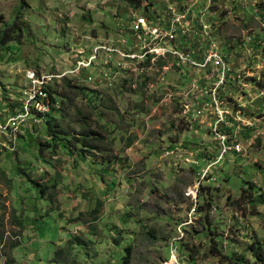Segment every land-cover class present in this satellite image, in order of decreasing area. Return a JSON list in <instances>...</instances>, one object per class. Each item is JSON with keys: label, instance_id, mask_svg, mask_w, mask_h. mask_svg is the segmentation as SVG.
Returning <instances> with one entry per match:
<instances>
[{"label": "rangeland", "instance_id": "374dc122", "mask_svg": "<svg viewBox=\"0 0 264 264\" xmlns=\"http://www.w3.org/2000/svg\"><path fill=\"white\" fill-rule=\"evenodd\" d=\"M179 1L192 15L209 5ZM224 3L209 7L212 35L241 78L200 107L194 72L171 58L157 71L102 52L87 68L98 44L133 43L129 0H0V86L16 99L30 68L87 64L86 81L76 69L55 82L57 106L0 155V264H165L173 247L182 264H262L264 205L249 199L264 194V0ZM105 60L116 75L94 83ZM221 136L245 152L222 157Z\"/></svg>", "mask_w": 264, "mask_h": 264}, {"label": "built area", "instance_id": "2783aa9c", "mask_svg": "<svg viewBox=\"0 0 264 264\" xmlns=\"http://www.w3.org/2000/svg\"><path fill=\"white\" fill-rule=\"evenodd\" d=\"M226 1L224 7L227 9L229 7L228 2L231 0ZM207 2L209 3L206 6L207 9L204 7V10L198 15H192L191 8L187 3H181L179 0H150L147 3L144 1L142 5L137 7L138 11L131 10L130 13V31L133 34V43L129 45L121 39L120 44H116L115 40H112L111 43L98 44V48L90 52L89 57L91 59L90 62L87 61L90 63L87 68H95L94 65L91 66V63L102 52H109V55L114 53L122 55L124 58L136 60L141 68H152L157 71H159V67H163V62L165 65V59L168 57L172 59L173 66L189 67L191 70L189 72H194L190 90L199 89V95L206 98L200 99V101L195 102L196 104L201 102V107L206 100L210 99L220 106L219 99L222 101L221 99L227 90L225 86L231 77L238 80L241 75L226 59L216 38L212 35L218 26V20L214 19L217 12L209 10L212 0H207ZM146 5H148V11L145 9ZM84 65H87L85 60H78L69 72L76 75L75 71L79 69L77 75L83 76L82 78L85 80L87 73L80 72ZM116 67L115 72L118 74L120 67ZM69 72L67 70L63 72H40L32 68L26 70L22 92L26 101L16 99L15 95L9 91L10 88L5 90L6 88L0 86V155L7 148L15 152V143L21 133L33 131L35 125H40L43 122L42 118L57 106V100L53 99L56 94L51 89L55 82L65 78ZM95 72L100 74L102 78L94 83L106 81L111 75H116L107 60L103 65L97 67ZM89 79L93 80L92 76H89ZM242 84L244 86V83ZM198 112L201 113L202 110ZM252 122L255 124V120ZM221 125H223L222 122ZM221 141L222 157L231 152H245L244 146L239 142L230 145L225 136H221ZM220 161L222 158L216 159L209 166L207 172ZM196 191L197 195L191 191L190 196L197 197V187ZM178 251V247H173V251L165 264H182Z\"/></svg>", "mask_w": 264, "mask_h": 264}, {"label": "trees", "instance_id": "16d2710c", "mask_svg": "<svg viewBox=\"0 0 264 264\" xmlns=\"http://www.w3.org/2000/svg\"><path fill=\"white\" fill-rule=\"evenodd\" d=\"M129 2L132 3L133 5H135L136 7H139L141 5L140 0H129ZM145 9H146V11L149 10L148 5L145 6ZM8 31L9 30H5L4 33H3V35L1 36V38H0V45H5L7 43V41H9L11 39V38H8L7 37ZM63 79H64L65 82H69L70 81V80H68V78H63ZM51 90H52V92L55 93V91L53 89H51ZM80 90L83 91L82 88ZM84 93H85V91H83V94ZM53 99L56 100V96H54ZM47 124H48V128L50 130V127H51V120L50 119H47ZM73 139L75 141H78L77 138H73ZM46 144L48 145V142H44V143L41 144V146H40V152L41 153L43 152V148L45 147ZM61 144L63 145V144H66V143L65 142H62ZM252 189H255V187L253 185H250V190H252ZM43 192H44V190H43ZM249 201H250V203L264 205V194L263 193H256L255 196L254 195L253 196H250ZM262 247H263V245L256 244V243H253V244L250 245L249 250L253 252V256L256 259L260 257V250H261ZM131 250H132V246H128L127 247V251L128 252H131ZM191 259H193V256H191ZM259 260H261L262 264L264 263V260H262V259H259Z\"/></svg>", "mask_w": 264, "mask_h": 264}, {"label": "bare ground", "instance_id": "6f19581e", "mask_svg": "<svg viewBox=\"0 0 264 264\" xmlns=\"http://www.w3.org/2000/svg\"><path fill=\"white\" fill-rule=\"evenodd\" d=\"M197 195V194H196Z\"/></svg>", "mask_w": 264, "mask_h": 264}]
</instances>
